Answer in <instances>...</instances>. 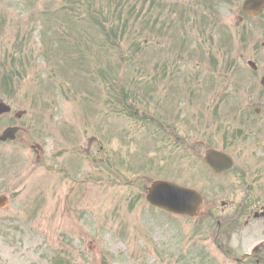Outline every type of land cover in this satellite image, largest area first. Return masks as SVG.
<instances>
[{
    "label": "rangeland",
    "instance_id": "rangeland-1",
    "mask_svg": "<svg viewBox=\"0 0 264 264\" xmlns=\"http://www.w3.org/2000/svg\"><path fill=\"white\" fill-rule=\"evenodd\" d=\"M0 6V22H14L0 28V96L30 112L31 142L42 145L39 162L20 142L4 148L13 157L0 170V195L10 196L0 264H192L189 220L150 208L142 188L166 180L204 193L211 178L191 146L219 144V129L206 125L221 103L254 100L223 65L219 0ZM195 259L234 264L206 249Z\"/></svg>",
    "mask_w": 264,
    "mask_h": 264
},
{
    "label": "flooded vegetation",
    "instance_id": "flooded-vegetation-1",
    "mask_svg": "<svg viewBox=\"0 0 264 264\" xmlns=\"http://www.w3.org/2000/svg\"><path fill=\"white\" fill-rule=\"evenodd\" d=\"M3 1L0 0V4ZM219 2L226 12L220 22L226 33V42L223 43L222 40L223 65L226 73L235 75L238 85H243L238 91L242 94H254V100L245 104L222 103L225 125L221 130L219 144H211V141L207 140L206 143L195 142L193 148L191 146V156L197 146L202 154L210 148H216L230 155L234 165L229 173L219 177V187L211 190L212 180L207 182L198 216L188 219L189 260L195 264L196 253L206 249L208 253L216 252L224 261H227L228 257L235 261L239 258L233 257L236 252L233 248L239 250L248 241L250 248L241 253L240 257L244 259L236 263L264 264V103H258L259 107L254 106L257 104L255 99L264 95V0ZM246 2L252 3L245 7ZM216 3L217 0H209L210 6ZM9 5L11 7L7 8L11 12L16 10L13 3ZM5 11L7 10L0 8V15H5ZM209 26L211 27L210 23ZM221 32L224 35V32ZM230 100H236V96ZM0 102L6 106L0 108V137L7 129L15 130L13 141H0V170L2 163L13 157L11 152L8 154L4 148L12 146L17 140L28 146L34 154H38L39 158L42 146L31 142L30 112L8 104L2 96ZM32 112L34 117V110ZM203 168L209 170L205 165ZM226 187L236 190L239 193L238 198L221 199L214 195L215 191L220 192ZM233 241H236L234 246Z\"/></svg>",
    "mask_w": 264,
    "mask_h": 264
},
{
    "label": "water",
    "instance_id": "water-1",
    "mask_svg": "<svg viewBox=\"0 0 264 264\" xmlns=\"http://www.w3.org/2000/svg\"><path fill=\"white\" fill-rule=\"evenodd\" d=\"M226 161L229 163L224 154L216 151L208 152L207 159H204L214 175H220L227 171L220 168V165ZM145 199L152 206L170 213L187 216L196 215L201 205V199L196 192L164 181L154 182L147 189ZM6 204L7 198L0 197V208L5 207Z\"/></svg>",
    "mask_w": 264,
    "mask_h": 264
},
{
    "label": "trees",
    "instance_id": "trees-1",
    "mask_svg": "<svg viewBox=\"0 0 264 264\" xmlns=\"http://www.w3.org/2000/svg\"><path fill=\"white\" fill-rule=\"evenodd\" d=\"M118 96H119V95H118ZM119 97H120V96H119ZM119 97H118V98H119ZM125 97L127 98V96H125ZM122 101L124 102V101H126V99H124V100H122Z\"/></svg>",
    "mask_w": 264,
    "mask_h": 264
}]
</instances>
